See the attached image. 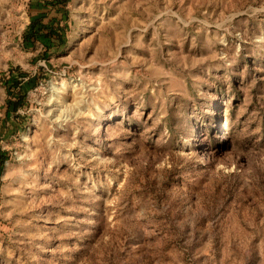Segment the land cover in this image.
<instances>
[{
    "label": "rangeland",
    "instance_id": "374dc122",
    "mask_svg": "<svg viewBox=\"0 0 264 264\" xmlns=\"http://www.w3.org/2000/svg\"><path fill=\"white\" fill-rule=\"evenodd\" d=\"M54 1L0 0V264H264V0H66L25 39Z\"/></svg>",
    "mask_w": 264,
    "mask_h": 264
},
{
    "label": "trees",
    "instance_id": "16d2710c",
    "mask_svg": "<svg viewBox=\"0 0 264 264\" xmlns=\"http://www.w3.org/2000/svg\"><path fill=\"white\" fill-rule=\"evenodd\" d=\"M66 4V0H57L50 4L49 9H46L44 11H41L40 13L32 16L31 24L29 26V30L27 34L25 35V39H28L29 35L32 34V37L36 39V37L43 36L49 40H57L59 43L63 44L62 41V35L59 29V26L54 27L45 24V20L49 19L52 11L54 9H62ZM51 19V18H50ZM15 92V91H14ZM23 99L18 98L13 100L10 103V108L13 112H16L19 108V106L22 105ZM6 156L0 155V176L2 173L3 165L5 162Z\"/></svg>",
    "mask_w": 264,
    "mask_h": 264
}]
</instances>
